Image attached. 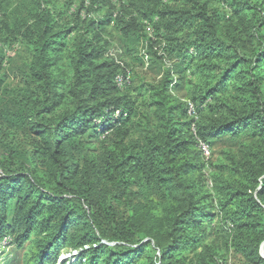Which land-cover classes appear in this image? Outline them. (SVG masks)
I'll list each match as a JSON object with an SVG mask.
<instances>
[{
	"label": "trees",
	"instance_id": "1",
	"mask_svg": "<svg viewBox=\"0 0 264 264\" xmlns=\"http://www.w3.org/2000/svg\"><path fill=\"white\" fill-rule=\"evenodd\" d=\"M0 126L24 264H264V0H0Z\"/></svg>",
	"mask_w": 264,
	"mask_h": 264
},
{
	"label": "rangeland",
	"instance_id": "2",
	"mask_svg": "<svg viewBox=\"0 0 264 264\" xmlns=\"http://www.w3.org/2000/svg\"><path fill=\"white\" fill-rule=\"evenodd\" d=\"M67 0H52L57 7L64 4ZM11 48H8L10 51ZM162 51L158 49V54H161ZM144 58V62L140 63L132 58L123 57L126 63H129V69L131 70V75L135 78V84H140L142 82H154L159 81L163 76L164 70L168 67L169 64L162 63L156 56L148 52V47L143 44L140 46V54ZM177 78V76H176ZM10 98L9 103L15 97L17 93V86H19L20 81L18 79L10 80ZM8 103V104H9ZM22 135L17 131H9L4 127L0 126V142H14L18 143L22 141ZM224 141L215 142L212 146L213 158L216 159L219 157L221 150L225 148ZM213 159V160H214ZM208 165V164H206ZM207 185V184H206ZM208 187V186H207ZM5 240V239H4ZM2 241V240H1ZM0 241V242H1ZM28 244L25 247H19L17 244H6L3 248V251L0 253V260L2 264H24V257L27 254ZM75 255V252L72 254L68 253L67 249L61 251L59 255V262L69 260L72 256Z\"/></svg>",
	"mask_w": 264,
	"mask_h": 264
},
{
	"label": "built area",
	"instance_id": "3",
	"mask_svg": "<svg viewBox=\"0 0 264 264\" xmlns=\"http://www.w3.org/2000/svg\"><path fill=\"white\" fill-rule=\"evenodd\" d=\"M129 78H130V74H127L126 76L125 75H118L117 78H116L118 86L123 88L127 83H129ZM189 113L191 115H193L195 113L194 106L192 104L190 105ZM198 146L201 149L204 158L206 160H209L211 158V156H212V149L208 145V143L200 140ZM4 239L0 242V253L3 251V248L5 247V245L10 243V241H11V238L8 237V236L5 237Z\"/></svg>",
	"mask_w": 264,
	"mask_h": 264
},
{
	"label": "water",
	"instance_id": "4",
	"mask_svg": "<svg viewBox=\"0 0 264 264\" xmlns=\"http://www.w3.org/2000/svg\"><path fill=\"white\" fill-rule=\"evenodd\" d=\"M261 251H262V257H264V244H263V246H262Z\"/></svg>",
	"mask_w": 264,
	"mask_h": 264
}]
</instances>
